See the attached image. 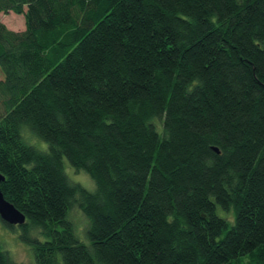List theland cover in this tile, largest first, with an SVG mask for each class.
<instances>
[{
	"label": "trees",
	"instance_id": "1",
	"mask_svg": "<svg viewBox=\"0 0 264 264\" xmlns=\"http://www.w3.org/2000/svg\"><path fill=\"white\" fill-rule=\"evenodd\" d=\"M11 12L1 189L26 221L4 224L33 264H264V0H0ZM0 264H17L1 242Z\"/></svg>",
	"mask_w": 264,
	"mask_h": 264
},
{
	"label": "rangeland",
	"instance_id": "2",
	"mask_svg": "<svg viewBox=\"0 0 264 264\" xmlns=\"http://www.w3.org/2000/svg\"><path fill=\"white\" fill-rule=\"evenodd\" d=\"M1 21L12 31L15 32H23L26 29L25 17L24 15H18L13 12L8 14H0ZM1 76V75H0ZM2 76L0 77V79ZM41 150L48 151L49 146L46 142L39 140L36 142ZM64 168L68 177L76 183H80L84 186L88 191H95L96 185L94 180L84 171H77L75 168L71 166L67 159H64ZM218 214L222 217H230L232 213L226 212L222 210L220 207L218 208ZM85 215L75 209L71 213L72 220L78 224V228L76 227L77 235L81 240L84 241L85 234L83 231L87 227V218ZM233 216V215H232ZM8 225V224H7ZM76 226V225H75ZM83 233L81 235V233ZM20 228L16 227L10 229L4 224V221L0 218V242L3 244L5 250H7L11 257L17 262V264H33L34 263V255L28 246L23 244L19 239Z\"/></svg>",
	"mask_w": 264,
	"mask_h": 264
},
{
	"label": "water",
	"instance_id": "3",
	"mask_svg": "<svg viewBox=\"0 0 264 264\" xmlns=\"http://www.w3.org/2000/svg\"><path fill=\"white\" fill-rule=\"evenodd\" d=\"M5 181V176L0 173V218L11 226H22L26 217L12 203L6 200L1 185Z\"/></svg>",
	"mask_w": 264,
	"mask_h": 264
}]
</instances>
